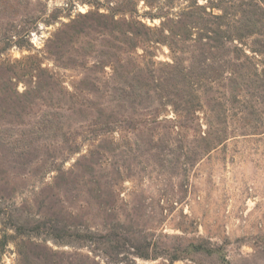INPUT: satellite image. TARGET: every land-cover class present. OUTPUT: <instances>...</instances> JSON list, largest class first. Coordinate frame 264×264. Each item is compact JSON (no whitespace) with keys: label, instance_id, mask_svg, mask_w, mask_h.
I'll return each mask as SVG.
<instances>
[{"label":"rangeland","instance_id":"1","mask_svg":"<svg viewBox=\"0 0 264 264\" xmlns=\"http://www.w3.org/2000/svg\"><path fill=\"white\" fill-rule=\"evenodd\" d=\"M257 3L0 0V264H264Z\"/></svg>","mask_w":264,"mask_h":264},{"label":"trees","instance_id":"2","mask_svg":"<svg viewBox=\"0 0 264 264\" xmlns=\"http://www.w3.org/2000/svg\"><path fill=\"white\" fill-rule=\"evenodd\" d=\"M251 6L252 11L247 15V17L237 20L233 25H230V29L232 28L235 31V33H231L230 31V42L233 38H236L234 40L238 41L252 38L249 45L250 47L248 48L251 56L243 52V56L247 63L244 75H241L238 71H234V74H237L236 76L238 79H244L243 81L246 84L245 86L249 97L248 99L239 100L236 96L233 98V101H231V104L233 105L235 103L238 106L243 107L245 111L247 110L248 116L252 118L255 128H257L259 124H264L263 112H261L258 108L259 104L254 99L259 97L264 99V8H262L258 3ZM235 80L231 79V82H234ZM129 87L131 88L132 86L130 85ZM115 91L122 92L123 87L121 86ZM202 141L205 143L207 148H210L214 145L220 144L222 142V138L216 137L215 141H213L212 138H203ZM140 257L148 258L143 255Z\"/></svg>","mask_w":264,"mask_h":264}]
</instances>
